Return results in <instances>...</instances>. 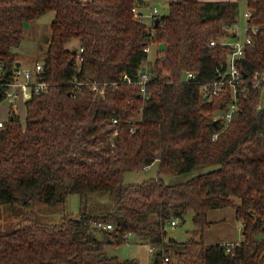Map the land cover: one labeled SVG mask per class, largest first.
Wrapping results in <instances>:
<instances>
[{"label":"trees","instance_id":"1","mask_svg":"<svg viewBox=\"0 0 264 264\" xmlns=\"http://www.w3.org/2000/svg\"><path fill=\"white\" fill-rule=\"evenodd\" d=\"M143 5L0 0V104L22 66L27 23L55 14L45 57L35 61L49 86L25 102V122L12 104L0 126V205L56 206L69 194L101 190L114 203L104 216L65 215L54 225L25 212L0 231V264H140L105 252L132 236L153 248L152 264H264V83L236 95L225 85L207 99L201 89L227 69L239 1L168 0L157 23L137 17ZM247 8L248 22L259 28L238 63L249 81L264 76V0H247ZM153 43L157 57L149 66ZM145 71L146 95L121 80H139ZM189 72L195 77L186 81ZM86 77L107 83L106 93L74 90L71 81ZM233 103L230 120L217 117ZM155 162L157 177L125 183L126 172ZM199 167L214 168L172 185L163 179ZM226 207L234 208L243 240L206 243L209 211ZM191 211L192 237L167 239L171 222Z\"/></svg>","mask_w":264,"mask_h":264},{"label":"rangeland","instance_id":"2","mask_svg":"<svg viewBox=\"0 0 264 264\" xmlns=\"http://www.w3.org/2000/svg\"><path fill=\"white\" fill-rule=\"evenodd\" d=\"M142 5V4H140ZM149 5L144 4L140 6L139 10L149 12ZM161 14L168 13V0H161L159 4ZM246 1L241 0L239 8V22L240 36L245 35L247 28V21L245 18ZM54 12H48L41 18L27 23L24 32V39L18 46L20 58L25 64L23 67L33 69L35 61H43L45 57L44 48L47 47V39L51 36V23L54 19ZM147 64L151 66L150 62L157 57L158 45L155 43L149 45ZM28 61V62H27ZM38 63V62H37ZM41 63V62H40ZM148 68V66H147ZM26 101L28 96H24ZM14 104L17 114L21 121L25 122L26 108L24 103L17 104V99L7 98L0 104V120L7 121L9 118V108ZM214 167H199L194 170L175 174L165 175L163 179L166 184L172 185L176 183L185 182L199 174L207 172ZM158 164H153L149 168L142 170L129 171L125 173L124 181L127 184L141 183L142 181L151 177H157ZM239 202L238 199H236ZM114 203L111 194L106 190L97 191L88 195L69 194L65 202L56 206L37 205L35 208L25 207L20 203L2 204L0 205V231L7 230L12 227L16 220L28 211L29 215L34 213L42 222L54 225L59 223L65 215L79 216L81 213H88L92 216H104L110 213L113 209ZM193 212H188L184 218L177 220L175 226L168 227L167 239L174 238L180 242L187 241L192 237L193 231L197 226L193 222ZM151 246L141 241L138 237L132 236L127 243L121 245H105V252L108 256H116L121 260L127 258H136L140 264H152L154 260L153 252L150 251Z\"/></svg>","mask_w":264,"mask_h":264},{"label":"built area","instance_id":"3","mask_svg":"<svg viewBox=\"0 0 264 264\" xmlns=\"http://www.w3.org/2000/svg\"><path fill=\"white\" fill-rule=\"evenodd\" d=\"M161 0H144V4H148L149 12H143L139 11L138 9H134L135 13L137 14V17L140 20H143L148 23H153L157 18L161 16V10L159 8ZM250 17V14H246L247 18V28L245 30V35L243 37L240 36V29L238 25L236 26L235 33L236 36L233 40L228 42L229 45L233 47V51L230 54L228 58V66L226 70L219 71L221 74V78L217 81L206 83L202 86V92L210 96L212 94L219 93L225 85H231L233 87L234 94L240 90L244 91L248 84L250 83L253 87L258 86L260 83H264V76L258 77L255 76L253 80H246L243 75L242 71L238 65L239 60L245 56L246 54V48L248 46H251L253 44V35L257 34L259 32V28L257 26L251 25L248 22V18ZM210 45H215V41H211ZM148 46V50H149ZM83 49H81L82 51ZM79 59H82L81 56H79ZM43 70L42 63L38 62L35 64L33 69L27 68V67H20L17 70V78L14 82L9 84V89L7 91V98L15 99L18 98L21 95L22 91H28L27 96L30 98L33 93H41L44 90L47 89L49 86V83L44 81L39 75L40 72ZM194 74L192 72H189L186 77V81L193 80ZM148 78L149 74L148 71H145L142 73L139 80L132 79L129 75L124 74L122 76V82L127 84H134L137 83L141 87V92L146 95L147 90V84H148ZM71 85L73 86L74 90H81L84 87H89L93 93L96 95L98 94H104L107 91V83L102 84L98 81L92 80L90 77H86L84 80H78L74 79L71 81ZM236 105L235 103L230 105V108L227 112L223 113L220 116L221 118H225L227 120L231 119L233 111H235ZM119 120L117 118L113 119V124H118ZM0 126H2V120H0ZM118 129V128H116ZM118 132V130H115ZM131 132L136 131V125L132 124L130 127ZM217 137V136H215ZM150 166H147L149 168ZM177 224V220H173L171 222L172 226H175ZM99 227L110 229L112 226L110 224H103L98 223ZM150 251H153V248H150ZM167 261L168 258H165Z\"/></svg>","mask_w":264,"mask_h":264},{"label":"crops","instance_id":"4","mask_svg":"<svg viewBox=\"0 0 264 264\" xmlns=\"http://www.w3.org/2000/svg\"><path fill=\"white\" fill-rule=\"evenodd\" d=\"M202 1H213V0H202ZM218 1V0H216ZM225 1V0H223ZM239 1V4L241 0ZM246 1V10H245V18L246 14H250V11L247 8V0ZM144 4V3H140ZM247 20V18H246ZM22 67L27 63H23V59H21ZM28 62V61H27ZM28 91H22L21 95L17 99V104L26 102V96ZM155 162L154 164H156ZM158 164V163H157ZM208 219L211 221V225L205 229L204 239L206 243H239L243 240L242 234V225L237 219L236 212L232 207H226L222 209H214L210 210L208 213Z\"/></svg>","mask_w":264,"mask_h":264},{"label":"water","instance_id":"5","mask_svg":"<svg viewBox=\"0 0 264 264\" xmlns=\"http://www.w3.org/2000/svg\"><path fill=\"white\" fill-rule=\"evenodd\" d=\"M138 1H139V3H143L144 0H138ZM159 20H160V19L157 18V19L155 20V22L157 23V22H159ZM164 47H165V46H164V44L162 43V44H160L159 49H160V50H163ZM18 66H20V63H18ZM207 98H208V96L206 95V96H205V99H207Z\"/></svg>","mask_w":264,"mask_h":264}]
</instances>
